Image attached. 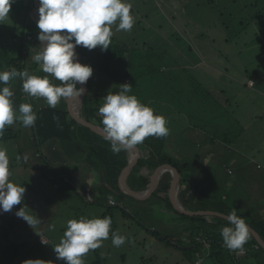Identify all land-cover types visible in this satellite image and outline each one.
<instances>
[{"label":"rangeland","instance_id":"obj_1","mask_svg":"<svg viewBox=\"0 0 264 264\" xmlns=\"http://www.w3.org/2000/svg\"><path fill=\"white\" fill-rule=\"evenodd\" d=\"M126 2L132 5L131 14L134 16L136 24L133 25L130 31H118L115 39L119 42L121 39L129 40L131 42L129 46L136 47L149 57L152 56L150 54L160 50L163 53H168L166 67L163 71V89H167L169 79L174 74L177 79L173 81V84L182 89L177 96V99H181L183 107H185V109H180L181 112L185 113L188 110L187 105L189 104L186 102L197 104L194 106L200 108L199 111L202 114L205 109L209 108L210 104L217 102L224 106V101L228 99L230 100L229 106H224L228 108L227 112L220 114L224 122L219 125H222L223 129L228 127L229 132L238 127H240L239 130H243V132L240 131V136L235 143L230 146L232 150L227 151L224 156L223 153L217 151L220 146L226 147L223 142L218 141V144H211L210 136L214 128L210 130V123L207 124V131L203 128L188 135L185 129L189 127V123L185 121L182 124V129H184L183 134L186 136L187 142L184 146L178 145L172 148L175 153L179 152L177 154L178 159L175 161L183 164L190 162L189 159L185 160L186 157L194 161L197 160L196 157L200 155L205 157L206 155L204 163L209 168L210 174L207 175L209 176L207 179L201 178L207 185L206 195L217 194L216 187L222 180L226 179L228 183L224 194L230 197L233 202H237L233 204L235 209L250 211L252 209L256 210L258 207L264 208V193H257L260 196L248 198V196L254 195V190L264 191V0H126ZM34 3H37V0H34ZM254 3H256L255 6H251ZM11 18L12 16L9 14V19L3 20L5 21L3 23L7 24ZM118 23L119 21L114 25L117 26ZM7 40L10 42V37ZM33 57H30L28 61H32ZM163 57L166 58V55L163 54ZM165 58H163V61ZM97 64L101 65V62L97 61ZM98 65H96L97 70L100 71ZM143 65L145 68L158 65L157 59L153 63L149 62ZM170 65H173L174 70H171ZM105 67L110 68L108 65H105ZM7 69V66L0 62V71H6ZM116 69L118 70V67ZM35 74H39L38 69ZM120 75L121 73L117 76H109V80L103 74L96 76L94 87L91 89L92 92L101 91L106 80L108 82L107 86H109L108 91L112 89V92H117L119 90L118 86L121 85L118 82L121 81ZM18 78L9 81L8 85H4L8 86L10 91L13 92L11 99L14 111L19 108L18 103L20 101L16 87V83L19 81ZM129 79L131 80L130 84L133 86L132 91L136 90V79L133 77ZM250 80L253 83L249 82ZM147 81L145 84L138 86L135 96L141 103L157 110V113L165 117L168 121L166 126L175 134L178 124L176 123L177 128H175L172 117H175L174 110L178 106L174 103L172 105L168 103L172 91L169 89L168 95H163V97H159L157 94L151 95L150 89L153 84L150 83V79ZM248 82L249 85L255 83V86L250 88ZM126 83L127 81L124 84ZM190 85L196 91H190L189 93ZM146 91L150 92L149 101L143 102ZM193 92L197 93L196 96L193 95ZM27 96L29 98L27 102H30L31 96L28 94ZM36 103L47 104L44 98L37 97ZM213 122L216 123L215 120ZM197 124L202 127L200 123ZM214 126L217 127L218 124ZM24 128L21 121H14L13 125L6 126L5 129L10 132V135L0 137V146L7 149L10 161V181L24 186L26 188L25 194L28 195L26 197L33 200L34 206L41 208L40 205H43V203L39 196L44 192V189L40 186H45L46 196L51 195V188L48 185L47 177L38 180L36 176L31 174L32 168H26V152L18 148L19 137L25 133ZM246 128H249V130H246ZM244 131L247 132V136L243 135L245 134ZM172 136L175 139L178 137L177 134ZM241 137L245 139H240ZM240 141H244V144L247 143L249 147V151H244L247 153L244 158L260 162L263 167L262 170H256L255 166L249 169L250 172L253 169L255 170L252 177H260L263 180L260 185L251 182V180V183H249L248 178L243 177V174H247L244 172L246 167L242 168L243 163L240 159L232 158L234 154L241 155L239 153L241 149L237 146ZM204 150H211L213 154H204ZM231 152L232 159H229ZM169 154L177 158L173 153ZM183 154L186 155L184 158ZM43 160L46 161L44 158ZM228 166L233 168V175L228 174ZM22 168H25L26 172L18 171ZM33 188H35L34 192L39 194L37 198H34ZM247 202L249 204L252 202L250 207L247 206ZM27 204L28 202L24 201L21 206L27 207ZM50 206L46 215L38 210L34 218L37 216L41 220L36 224L41 223V230L44 229V232H47L45 233L47 237L50 235L56 238L57 243L62 239L69 220L79 219L80 217L95 218L91 217L90 211L92 210H89L93 206L83 205L88 207L85 210L83 207L68 203L67 213L64 219L60 221L57 214L53 213L54 210L51 211L52 206ZM125 207L133 209L131 206L108 208L105 216L110 217L115 212L121 214L122 211L126 212L128 216L124 221L121 220L124 223H119L111 218L112 225L109 238L103 240L101 247L90 250L84 256L86 264L95 261L97 258L100 264H194V260H188L189 255L182 250V247L187 245L184 236L186 232L183 234L181 230L183 222L168 220L165 216L161 217L160 212L153 211L152 213L151 210L152 214L141 219L138 214ZM146 210L149 209L146 208ZM7 215H9V212H0V264L18 263L20 251L22 252L23 248L30 251L29 256L33 259V255L37 254L33 239L37 236L36 230L40 231V229H36V224L29 226L23 219L15 218L17 220L16 224L15 222H2V216L6 217ZM128 224L131 226L128 227L130 229H123V226L127 227ZM53 225L54 228L51 227ZM184 225L186 227L187 223ZM64 226L66 228L62 230ZM152 231H155L154 233L159 237L168 238L174 245H179V249L161 244L155 240ZM112 232L126 237L125 243L120 247H115L112 243ZM21 243L25 244L19 245ZM11 245L16 249L15 254L9 248ZM8 257L11 259V263L8 261ZM202 264H213V261L204 259ZM238 264L258 263L242 261Z\"/></svg>","mask_w":264,"mask_h":264},{"label":"trees","instance_id":"obj_2","mask_svg":"<svg viewBox=\"0 0 264 264\" xmlns=\"http://www.w3.org/2000/svg\"><path fill=\"white\" fill-rule=\"evenodd\" d=\"M255 4L256 3L252 4L251 6H255ZM39 7V0H37V3H34V0H14L9 12V14L12 16L11 20H9L7 24H4L3 22L5 21L3 20L0 21V62H3L7 66L8 69L6 71H11L13 69L18 72L27 70L30 74H35L36 70L38 69V76L49 75L44 73L42 69H40L41 65L35 63L34 60L28 61L29 58L32 57L30 56L31 54L35 56L40 51V41L38 40V34L40 30L37 27V21L39 19ZM33 14V17L36 19L32 17ZM9 37L10 42L7 40ZM76 51L85 61H88L86 59L87 55H92V51H89L83 46H78ZM163 54L166 55V58L163 57ZM150 55L152 56L149 57L146 53L143 54V52L138 50L136 47H129L124 42H119L115 38H111V43L108 50L102 51L100 48H98V54H96V56L98 61L101 62V65H98L101 72L98 71L97 66H95V76H92L89 91L83 100L81 115L86 121L90 123H96L97 114L99 112L98 110L102 104L101 98L108 94L98 91L92 92V90H90L94 87L96 75L98 76L103 74L105 76L109 75L112 77L121 73L120 79H128L129 81H131L129 78L133 77L136 79V90L131 92L134 95L135 92L138 91V86L140 84H145L149 79L150 83L153 84V87L150 89L151 95L157 94L159 97H163V95H168V91L170 89V91H172V96L171 99L168 98V103L171 105L174 103L178 106L177 109L174 110V116L176 118L172 117L175 128H177L176 123L178 124V129L175 133L178 135V137L175 139V137L172 136L175 134L172 133L171 130L165 137L157 138L155 136H150L139 145L141 149V157L133 167L130 174L132 177H137V182L139 184L137 190L143 191L147 183L146 178L139 176V171L144 168L152 169L156 165L160 164H169L175 167L179 173L177 201L184 209L192 211L210 210L221 214H229L235 209L233 204H236L237 202H233L230 197L224 194V191L216 190L219 191L217 194L213 193L212 196L206 195L207 185L201 180L202 177L204 179L209 178L207 175L210 174L209 168L204 163L206 155L205 157L204 155H200L196 157L195 159L197 160L194 161L193 159L186 157L185 160L189 159L190 162L179 164L175 161L178 159L177 154L179 152L175 153L172 148L178 145L184 146L185 142H187V138L183 134L184 129H182V124H184L185 121H188L189 123V127L185 129L188 135L196 133L197 130H202L203 128V130L207 131V124L210 123V130L214 128V131L212 130V134L210 136L211 144H218V141L223 142L226 147L223 146V148L220 146L217 151H220L225 156L227 151L232 150L230 146L235 143L236 139L240 136V131L243 132L242 129L239 130L240 127L235 129L233 128L234 130L232 129L229 132L228 127L223 129V126L219 125L221 122H224V120L221 119L222 115L220 114L227 112L228 108H225L224 106L228 107L230 100H225L224 106L220 103L218 104L217 102H214L212 105L210 104L209 108L205 109L204 113L202 114L199 111L200 108L194 106L197 104H190L189 102L185 101L187 104H189L187 105L188 110H186L185 113H182L180 109H185V107H183L181 99H177L178 93L181 92L182 89L176 87L173 84V81L177 79L174 74L169 79L170 82L167 85V89H163V71L166 67L165 63L167 62L168 53H163V51L160 50L159 52H154V54ZM163 58H165L164 61ZM155 59H157L158 65L149 68L144 67V63H153ZM105 65L110 66V68L105 67ZM116 67H118V70ZM170 68L171 70H174L173 65H170ZM18 80L19 81L16 83V87L20 98L18 103L20 107L21 104L27 103L28 99L27 93L23 92L26 96H24L22 93L23 81L20 78H18ZM55 81L57 84L64 83L58 80ZM249 82H252V80ZM3 86V84H0V87ZM193 89L194 87H191L190 85L188 90L189 93L190 91H196ZM149 94L150 92L146 91V96L144 97L143 102L149 101ZM196 94V92H193V95L196 96ZM30 102L31 105L35 106L33 98ZM17 112H19V109ZM34 112L37 115V120L35 125L32 127L33 132L31 140L36 144V146L45 144L51 140H60L63 142H74L76 140L77 142L79 141L84 143L89 149L88 160L91 159L95 161L99 172L104 174L105 177H108L114 186L117 187V178L121 169L123 168V165L125 164L127 150H122L118 154H115L111 150L110 141H93L84 138L81 136L79 129L86 131L85 127L76 124L68 116V114L65 113V111L50 108L46 103L40 106L36 105L34 107ZM154 115L160 114L157 113V110H154ZM213 120L216 121L215 124ZM225 122L228 123L227 121ZM197 123H200L202 127L198 126ZM213 124H218V126L215 127ZM9 135L10 132L5 129L3 136ZM237 146L239 147L240 144H237ZM211 150H204V154H213ZM169 153H173L177 158L173 157ZM185 156L186 155L183 154V158ZM150 178L152 179V177ZM170 180V173L168 171H162L159 175L157 189L151 197V200H154L156 203H162L163 208L167 209H171L170 205L174 207L172 201L173 192L166 196V191ZM209 190L211 191V189ZM161 194H163V199L161 198ZM191 194H193V196ZM121 213L126 217L128 216L126 212L122 211ZM236 214L237 216L244 218L246 223L255 229L259 233V236L264 240V208L258 207L256 210L252 209L250 211L246 210L244 212L236 210ZM165 217H167L168 220L178 219L189 222L190 226L187 232L192 239V243L191 245L189 244L185 247H182V250H184V252L189 255L188 260L195 261V259L200 255L202 257V261L204 259H210L213 261V264H238L242 261H247L248 263L257 262L258 264H264V250L256 245L251 236L248 242L244 245L242 249L243 254L241 255H239V251L241 250L230 251L224 246L220 232L223 227L230 226L224 219L217 217L208 218L202 216L178 215H165ZM152 234L155 240L161 244H164L168 247L174 246L179 249V245H174L168 240V238L159 237L154 232H152ZM203 242H205L208 247H205ZM9 248L12 249L15 254V247L11 245ZM29 254L30 251H27L25 255L19 257L20 264H22L24 260L30 259ZM8 261L10 263L12 262L10 258ZM92 264H100L99 259L97 258Z\"/></svg>","mask_w":264,"mask_h":264},{"label":"clouds","instance_id":"obj_3","mask_svg":"<svg viewBox=\"0 0 264 264\" xmlns=\"http://www.w3.org/2000/svg\"><path fill=\"white\" fill-rule=\"evenodd\" d=\"M13 2L0 0V21L9 19ZM39 4L37 27L42 48L32 59L42 66L44 73L64 83H53L49 75L38 76L27 70L18 72L13 69L0 71V84L8 85L9 81L19 77L23 81L24 92L31 97L44 98L50 108H55L62 98L80 101L86 89L77 85L86 84L93 75V69L79 62L75 49L83 46L89 51L97 47L102 51L108 50L114 35L112 26L117 21V31L132 29L135 23L131 14L132 5L126 0H39ZM118 88L115 93L112 89L108 92L98 110L102 116L105 139L110 141L113 153L133 149L150 136L160 138L169 134L165 117L154 115V109L141 103L135 95H129L133 90L130 83L119 85ZM12 96L13 92L8 86L0 87V137L5 127L13 125L14 121H21L24 127H33L37 120L33 111L35 106L31 102L21 104L17 115ZM9 176L7 149L0 146V212L3 213L11 212L14 206L22 204L26 192L24 186L11 182ZM26 209L30 210L26 206L21 207L15 215L29 226L40 222L37 216L34 218L29 215ZM226 221L230 226L223 227L220 232L224 246L230 251L242 250L250 238L249 226L244 218L237 216L235 209L226 216ZM111 224L109 216L69 220L62 239L53 248L56 259L65 261V264H84L83 257L90 250L101 247L103 240L109 238ZM51 227L54 228V225ZM125 240L126 237L112 232L115 247L123 245ZM22 264L54 262L27 259Z\"/></svg>","mask_w":264,"mask_h":264},{"label":"crops","instance_id":"obj_4","mask_svg":"<svg viewBox=\"0 0 264 264\" xmlns=\"http://www.w3.org/2000/svg\"><path fill=\"white\" fill-rule=\"evenodd\" d=\"M135 24L136 23H134V25ZM116 28H117V26H115V25L112 26V30L114 32V35L112 36V38H115V36L117 35L116 33L118 31L116 30ZM121 41L124 42L127 46H129V44L131 43L129 40L126 41L125 39H121ZM39 47H40V44H39ZM129 47H131V46H129ZM98 48L99 47L92 50V55L86 56V59L88 60L86 62L89 63V65L93 69V75L92 76H95V69H96L95 66L98 65L97 64L98 59L96 56V54H98ZM30 56H34V55L31 54ZM40 69H42V66H40ZM106 78L109 80V75H106ZM124 81L121 79V81H118V82H120L122 85L125 83ZM127 81H128L127 83H131V81H129L128 79H127ZM115 84H117V83H115ZM107 85H108V82L106 80V83L104 84V88L98 92L108 93L109 92L108 91L109 86H107ZM248 86L250 88H253L255 86V83L250 86L249 82H248ZM130 95H134V94L130 93ZM104 97H102L101 99L103 100ZM32 98H33V102L35 105H37V106L41 105V104L36 103V97H32ZM32 98H31V101H32ZM102 100H101V103H103ZM65 101L69 102L70 99H65ZM101 106H102V104L100 105V107ZM18 107H19V104H18ZM18 109L15 110L17 115H19V112H17ZM101 121H102V116L98 112L96 123H93V124L103 127ZM245 125H247V124H245ZM246 130H249V128H246ZM24 132L25 133H23L22 136L19 137L18 148H20V149H22V151L26 152V157H27L26 168L31 167L32 168L31 174L33 176H36L38 180H41L42 177H47L48 178V185L51 188V195H49V196H46L45 186H42V185L40 186V188L44 189V192H42L40 194L41 196H39V194H36L34 192L35 188L32 189L33 190L32 193L34 195V198H37L39 196L42 203H43V205H40L41 208L34 206L33 200L27 198L26 196H28V195H26V194L24 195V200H23L22 204L24 203V201L28 202L27 208H29L32 211V212L30 210L27 211L29 215L31 214V216L34 217V215L38 212V210H41V212H43L44 215H46L48 213V207H49V205H51L52 206L51 211L54 210L53 213H56L57 216L59 217V220L62 221L64 219V216L67 213L66 209H67L68 203H70V205L74 204L75 206L77 205V206L83 207L85 210H87L88 207H84L83 205L93 206L94 208L92 207L89 210H92V211H90L91 215H92L91 217H95V218L105 217V215L107 214L108 208H120L122 206H131L133 209H130L128 207H125V208L129 209L131 212L133 211V213H135V214H138L139 218H141V219H143V217H148L150 214L153 213V211H155L153 209H149V208L145 207L143 201L142 202L136 201L135 204H132L131 202H129V200L127 201L126 197H125L126 201H124V199H123L124 194L122 193L121 187H120L119 182H118V178H117V187H115L114 184L108 179V177H105L104 174L99 172V170L97 169V166L95 164V161H93L91 159L88 160V150L89 149L84 143H81L79 141L77 142L76 140L74 142H71V141L63 142L60 140H51L49 142H46L45 144L36 146V144L33 143L31 140L32 132H33L32 127H25ZM244 132H245V134H243V135L247 136V132L246 131H244ZM240 139H245V138L241 137ZM239 144H240L239 148L241 149V151H239V153H241V155L237 156L236 154H234L232 156V158L233 159H240L241 162L243 163L242 168L246 167L244 172L247 174L246 175L243 174V177L248 178L249 183L254 182V183H257L260 185L261 181H263V180L260 177H255V176L252 177V173L254 175L255 170L253 169L252 172H250L249 169L251 167L255 166L256 170H262L263 167L260 165V162L250 161L247 158H244L247 155V153H245L244 151H249V149H248L249 147H248L247 143L244 144V141H240ZM231 154L232 153L229 154V159L231 158V156H230ZM79 155H81L83 157H80ZM43 158L46 161H44ZM36 159H38V160H36ZM132 169H131V171H132ZM149 170H150V168L142 169L141 171H139V176L146 178ZM18 171H23V173L26 172L25 168L19 169ZM131 171L129 172L128 176L126 177L127 187L134 192H139L140 190H137V187L139 185L137 182V177H132L130 175ZM227 171H228L229 175L234 174L233 168H231L229 166L227 167ZM29 173H30V171H29ZM250 180H251V182H250ZM227 183H228V180H226V179L222 180L221 183L217 186L216 190L224 191ZM86 189L91 191V194L95 200V202L93 204H88V203L84 202L82 199L81 194ZM219 191H217V192H219ZM251 191H253V190H251ZM257 193L263 194L264 191L254 190L253 191L254 195L248 196V198L250 199L254 196L257 197V195H258ZM193 194H194V192H193ZM193 194H191V195L193 196ZM162 196H163V194H161V197ZM258 196H260V195H258ZM263 197H264V195H263ZM108 199H113L116 202L117 206H114V207L108 206L106 204V201ZM149 201L154 202V200H151V199ZM250 204H252V202ZM250 204H249V202H247V206L249 205V207H250L251 206ZM42 206H43V208H42ZM54 206H55V208H53ZM21 207H22L21 204L14 206L13 210L11 212H9V215H7L6 217L2 216V222H7V223L15 222V224H16L17 220H15V218L20 219V220L22 219V218H18L15 215V212L18 211ZM146 208L149 210H146ZM150 210L152 211V213L150 212ZM236 210L240 211V212H244L247 209L242 210V211L240 209L239 210L236 209ZM160 213H161V217L165 216V214H163V212H160ZM121 214L118 212H115L113 215H110V217L112 218V220H116L119 223H124L121 220L124 221L126 219V216H124L123 214L121 215ZM166 216H168V215H166ZM172 217H174V216H172ZM52 221H53V218H52ZM65 221H66V219H65ZM173 221L183 222L181 230L183 231V234L186 232V234L184 235L186 244L187 245L191 244L192 239L190 238V235L187 233L188 228L190 226L189 222H187V221L185 222L183 220H178V219L173 220ZM46 222L48 223V221H46ZM46 222H44V223H46ZM185 223H187L186 227L184 225ZM36 225H37L36 229H40V231L36 230L37 236H36V238L33 239V244L36 245V252H37V254L33 253L34 254L33 259L52 260L54 262V264H65V261L56 259V253L54 252V249H53L59 244L56 242L57 241L56 238H53V236H50V235L47 237V235L45 234L47 232H44V229L41 230V228H40L41 223L36 224ZM128 227H131L130 224H128L127 227L123 226V229H130ZM64 228H66V227L64 226L62 228V230H64ZM10 229L12 230V228H10ZM152 232H155V231H152ZM39 238H43L46 241V243H44V244L41 243L39 241ZM24 244L25 243H21L19 245H24ZM26 252L27 251L23 248L22 252L20 251L21 254L19 255V257L25 255ZM199 258L201 259L200 255H199ZM83 260H84V264H86V260L84 257H83ZM93 262L94 261H91V262H89V264H92ZM16 264H20V258L18 260V263H16Z\"/></svg>","mask_w":264,"mask_h":264},{"label":"water","instance_id":"obj_5","mask_svg":"<svg viewBox=\"0 0 264 264\" xmlns=\"http://www.w3.org/2000/svg\"><path fill=\"white\" fill-rule=\"evenodd\" d=\"M40 47L42 48V44L40 42ZM76 51V49H75ZM76 54L78 56L79 62L84 65H89L82 57L79 55V53L76 51ZM90 66V65H89ZM49 78L53 79L51 75L49 74ZM91 79L92 76L89 78L86 84L79 85L78 87H84L86 89V92L83 96L80 97V101H75L70 99L69 102L65 101L64 98L60 100V102L57 104V106L54 109H60L65 111V113L68 114V116L78 125H81L86 128V131H83L79 129L81 136H83L86 139H90L93 141L96 140H106L105 139V132L103 127L97 126L93 123H90L86 121L82 115H81V107L83 104V100L85 98V95L88 93L90 85H91ZM53 83L57 84L56 81L53 79ZM75 101V102H74ZM74 128V127H73ZM76 129V127H75ZM141 157V149L139 145L134 147L133 149L127 150V158L125 161V164L123 165V168L120 171V174L118 176V182L121 187L123 195V199L125 200V197L127 201L131 202L132 204H135L136 201L138 202H144V206L153 209L158 212H163L165 215H178V216H202V217H208V218H221L226 220V216L228 214H221L218 212L210 211V210H186L184 209L177 201V191L179 186V173L177 169L169 164H160L156 165L154 168L150 169L148 172V175L146 177V187L143 191L134 192L130 190L127 187L126 184V177L128 176L131 169L136 165L138 160ZM162 171H168L171 175V180L168 185L166 196L169 195V193L173 192V201L177 205L176 207H173L170 205L171 209L163 208L162 203H155L150 202L153 193L157 189L158 186V180L159 175ZM152 177V179L150 178ZM163 199V196L161 197ZM172 210V211H170ZM248 225V224H247ZM250 236L252 240L255 241L256 245L261 247L264 250V240L259 236V233L253 229L250 225Z\"/></svg>","mask_w":264,"mask_h":264},{"label":"built area","instance_id":"obj_6","mask_svg":"<svg viewBox=\"0 0 264 264\" xmlns=\"http://www.w3.org/2000/svg\"><path fill=\"white\" fill-rule=\"evenodd\" d=\"M24 91L22 90V93H23ZM23 95L24 96H26L24 93H23ZM33 108V107H32ZM33 111H34V108H33ZM81 196H82V199L86 202V203H89V204H93L94 202H95V200H94V198H93V196H92V194H91V191L90 190H88V189H86L82 194H81ZM107 205L108 206H111V207H113V206H116V202L113 200V199H108L107 200ZM39 241L41 242V243H46V241L43 239V238H39ZM203 245L205 246V247H208V245L205 243V242H203ZM239 253H241V254H243V251L241 250V251H239ZM201 259L199 258V257H197L196 259H195V261H194V264H201Z\"/></svg>","mask_w":264,"mask_h":264},{"label":"bare ground","instance_id":"obj_7","mask_svg":"<svg viewBox=\"0 0 264 264\" xmlns=\"http://www.w3.org/2000/svg\"><path fill=\"white\" fill-rule=\"evenodd\" d=\"M172 201H173V193H172ZM173 205H174V207L177 206L174 201H173Z\"/></svg>","mask_w":264,"mask_h":264}]
</instances>
